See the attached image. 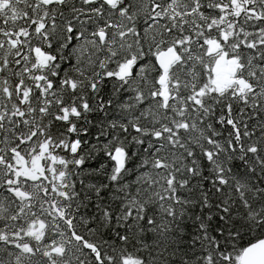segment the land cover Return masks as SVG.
<instances>
[{
  "label": "snow or ice",
  "instance_id": "1",
  "mask_svg": "<svg viewBox=\"0 0 264 264\" xmlns=\"http://www.w3.org/2000/svg\"><path fill=\"white\" fill-rule=\"evenodd\" d=\"M0 264H264V0H0Z\"/></svg>",
  "mask_w": 264,
  "mask_h": 264
}]
</instances>
